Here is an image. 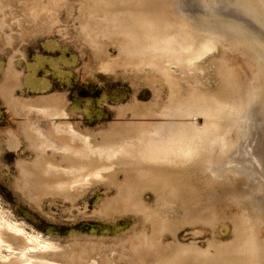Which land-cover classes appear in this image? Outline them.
Listing matches in <instances>:
<instances>
[{
  "label": "rangeland",
  "instance_id": "rangeland-1",
  "mask_svg": "<svg viewBox=\"0 0 264 264\" xmlns=\"http://www.w3.org/2000/svg\"><path fill=\"white\" fill-rule=\"evenodd\" d=\"M179 1L181 9L190 6L194 13L208 0ZM88 6L90 0L0 3V88L13 66L21 82L12 98L30 108L56 100L52 127L69 132L83 149L69 156L47 147L40 157L52 178L29 176L22 188L19 164L32 165L39 154L25 136L24 118L0 90V212L50 243L49 249H30L24 258L25 244L15 242L10 258H22L23 264H163L179 251L194 250L199 260L180 264H232L250 237L264 244V144L247 131L252 126L264 135V79L256 62L226 42L203 39L183 71L168 65L167 78L177 80L182 97L194 89L207 105L190 116H162L170 98L167 78L148 67L139 72L123 65L117 39L102 35L103 52H96L81 27L85 18L91 21ZM127 7L116 5L120 19L128 15ZM167 13L171 16V8ZM95 17L94 30L112 19ZM110 61L113 66L104 68ZM249 96L247 120L236 125L242 112L237 106ZM151 106L156 115L134 116L133 109ZM142 123L182 127L190 137L185 154L175 152L152 166L162 174H151L152 179L165 178L178 192L176 199L165 201L151 187L139 192L143 211L172 224L159 239L160 254L144 263L135 255V243L151 237L152 221L143 212L124 210L119 196L120 187L134 180L120 135L126 126ZM11 131L20 141L16 148L9 145ZM215 140L228 146L217 175L203 168L207 145ZM240 145L251 146L250 154ZM234 157L239 164H230Z\"/></svg>",
  "mask_w": 264,
  "mask_h": 264
},
{
  "label": "bare ground",
  "instance_id": "bare-ground-1",
  "mask_svg": "<svg viewBox=\"0 0 264 264\" xmlns=\"http://www.w3.org/2000/svg\"><path fill=\"white\" fill-rule=\"evenodd\" d=\"M90 1L92 6H88L84 10L89 12L91 21H94L95 16L99 14L109 15L112 19L94 30L90 26L91 21L85 18L81 27L86 40L95 48L96 52L102 53L103 50L100 46L102 35H106L109 39H117L123 56V65L132 67L134 70L140 72L148 67L166 79L168 65H175L183 71L195 56L200 42L203 39L211 38L215 41L226 42L231 47L244 51L258 65L259 78L264 79V0H208L203 2L196 11H193L194 13H191L194 8L190 6L188 9L191 11H186V8L185 10L181 9L183 6L180 5L179 0H172V3H169V0ZM2 2L3 0H0V3ZM117 4L128 6L124 9L128 11L125 19H120L118 14L116 15ZM170 8L171 16L167 13ZM175 16L179 20L178 22L172 20V17ZM112 66L113 63L110 61L103 67L111 68ZM166 80L170 86V98L164 110L161 111L162 116H190L207 105L205 99L198 95L194 89L184 98L176 83L177 80L174 81L170 78ZM20 82L21 77L12 66L0 90L8 98L14 113L24 118L25 136L30 147L39 154L32 165L28 166L23 162L19 164L24 178L21 186L24 188L28 186L29 176L39 174L46 180L52 178L51 169L45 166L43 156L40 157V154L45 153L47 147L67 152L69 156L70 153H82L83 149L69 132L52 127L49 115L55 114L58 109L56 100L39 102V108H30L27 105L19 104L17 100L13 99L14 97L12 98L13 90L19 86ZM250 98L251 96L244 99L242 106H237L242 109V112L238 118L234 119L236 125L246 122ZM133 113L138 117H151L156 115V108L151 106L142 110L133 109ZM256 129L251 126L247 131L249 134H253L254 140H259V143L264 144V135ZM120 139L124 141V148H126L122 150V156L131 160L129 167L134 178L131 183L120 187V200L125 206L124 210L143 212L144 216L152 221L153 226L151 237L139 239L135 243V255L139 257L141 263H144L149 256L160 254L159 239L166 230L172 229V224L169 225L162 218L158 220V214L143 211L139 192L144 188L151 187L157 190L161 199L165 201L176 199L178 192L166 183L165 178L158 181L152 179L151 174L162 175L155 173L152 166L160 159L174 158L175 152L185 154L189 148L190 137L182 127H158L142 123L126 126L122 129ZM19 143L17 135L12 134L11 131L10 147L16 148ZM207 147L209 155H207L208 158H206L203 168L217 175L220 173L222 162L226 161V157H222V154L227 152L228 146L215 140ZM241 147L243 150H240ZM239 148L240 151L250 154L251 150L248 146L240 145ZM231 159L228 160L230 164H239L240 159L236 157ZM58 192L65 194L62 190H58ZM15 242L25 244V252L21 254L22 257L24 255V258L30 249L39 251L50 248V243L40 234L26 233L23 224L14 222L4 212H0V264H23L26 262L21 260L22 258H10V250ZM262 250H264V244H259L250 237L239 250H236V257H231L232 264H264ZM230 259L228 262L231 261ZM184 260L197 262L199 260L198 253L194 250H182L163 264H180Z\"/></svg>",
  "mask_w": 264,
  "mask_h": 264
}]
</instances>
